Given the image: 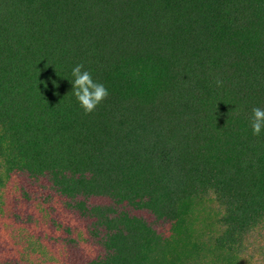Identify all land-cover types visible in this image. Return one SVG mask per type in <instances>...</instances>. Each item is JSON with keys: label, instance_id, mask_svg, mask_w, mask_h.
Returning a JSON list of instances; mask_svg holds the SVG:
<instances>
[{"label": "trees", "instance_id": "obj_1", "mask_svg": "<svg viewBox=\"0 0 264 264\" xmlns=\"http://www.w3.org/2000/svg\"><path fill=\"white\" fill-rule=\"evenodd\" d=\"M78 64L109 93L87 115ZM253 108L264 0H0V211L10 174L46 179L99 237L83 264H235L264 229Z\"/></svg>", "mask_w": 264, "mask_h": 264}, {"label": "rangeland", "instance_id": "obj_2", "mask_svg": "<svg viewBox=\"0 0 264 264\" xmlns=\"http://www.w3.org/2000/svg\"><path fill=\"white\" fill-rule=\"evenodd\" d=\"M44 178L12 173L3 189L0 211V264H83L101 256L99 237L87 219L67 209ZM90 205H103V198H91ZM198 213V212H197ZM142 216L160 234L169 226ZM193 223L195 236L211 232L214 210L202 209ZM198 264H217L204 253ZM235 264H264V229L250 234Z\"/></svg>", "mask_w": 264, "mask_h": 264}, {"label": "clouds", "instance_id": "obj_3", "mask_svg": "<svg viewBox=\"0 0 264 264\" xmlns=\"http://www.w3.org/2000/svg\"><path fill=\"white\" fill-rule=\"evenodd\" d=\"M83 65L78 64L72 69V91L84 114L92 113L96 107L108 96V89L102 84L95 82L87 70H82ZM217 86L222 81H216ZM251 129L253 135L259 136L264 130V109L253 108L251 117Z\"/></svg>", "mask_w": 264, "mask_h": 264}]
</instances>
